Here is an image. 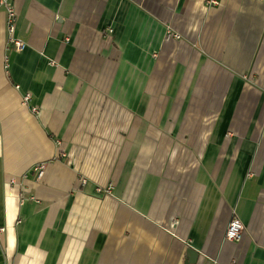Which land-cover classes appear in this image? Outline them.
<instances>
[{
	"label": "crops",
	"instance_id": "1",
	"mask_svg": "<svg viewBox=\"0 0 264 264\" xmlns=\"http://www.w3.org/2000/svg\"><path fill=\"white\" fill-rule=\"evenodd\" d=\"M12 1L0 264H264V0Z\"/></svg>",
	"mask_w": 264,
	"mask_h": 264
},
{
	"label": "built area",
	"instance_id": "2",
	"mask_svg": "<svg viewBox=\"0 0 264 264\" xmlns=\"http://www.w3.org/2000/svg\"><path fill=\"white\" fill-rule=\"evenodd\" d=\"M215 0H211V3H215ZM0 8H2L5 12V28H6V33H7V43L11 44L13 46L14 49L18 50L21 47H23L24 42L22 39H20L19 37H17L15 35V30H16V19H17V15L15 12V8H14V4L12 0H0ZM167 37H175V38H179L180 35L174 31L168 30L166 33ZM30 99V95L28 93H24L22 96V102L25 104L29 101ZM31 110L33 112L37 111V107L36 106H32ZM44 168H45V163L44 162H38L35 163L32 167V170L35 172V176L37 178H40L44 172ZM81 182L84 184L86 182V179L82 178ZM97 192L103 191L100 188L96 189ZM105 191H109L110 187H107L106 189H104ZM2 228H0L1 230ZM243 229V223L241 222V220L239 219L238 216L233 215L225 228V232H224V236L223 238L225 240H237L240 236V233Z\"/></svg>",
	"mask_w": 264,
	"mask_h": 264
}]
</instances>
